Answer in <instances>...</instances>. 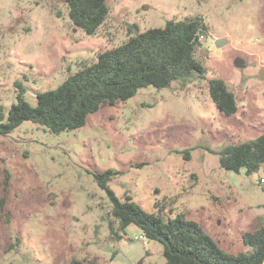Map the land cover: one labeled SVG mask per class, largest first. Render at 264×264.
<instances>
[{
	"label": "rangeland",
	"instance_id": "1",
	"mask_svg": "<svg viewBox=\"0 0 264 264\" xmlns=\"http://www.w3.org/2000/svg\"><path fill=\"white\" fill-rule=\"evenodd\" d=\"M107 3V18L90 35L72 22L65 0H0L6 114L21 87L36 105L38 92L99 52L170 19H202L196 57L206 78L143 87L76 129L53 133L26 120L0 133V264H165L162 243L134 224L120 229L93 175L109 168L119 198L131 195L165 216L183 213L225 250H248L243 233L264 220V164L250 175L227 170L212 149L264 134V0ZM214 77L234 92L236 113L225 115L211 98Z\"/></svg>",
	"mask_w": 264,
	"mask_h": 264
},
{
	"label": "trees",
	"instance_id": "2",
	"mask_svg": "<svg viewBox=\"0 0 264 264\" xmlns=\"http://www.w3.org/2000/svg\"><path fill=\"white\" fill-rule=\"evenodd\" d=\"M65 2L72 22L90 35L97 32L110 12L107 0ZM204 29L202 19L194 17L170 19L164 26L137 32L125 42L99 52L95 61L69 74L56 88L38 92L36 105L26 100L21 87L17 102L7 114L0 105V133L8 134L26 120L53 133L76 129L84 126L88 116L103 104L127 100L143 87L161 89L193 76L205 79L206 68L196 57ZM208 88L222 113L230 116L237 112L236 96L223 79H209ZM212 151L219 155L223 168L236 172L245 168L250 175L264 164V134ZM116 174L112 168L93 173L111 198L120 229L134 224L148 239L162 243L165 264H264V220H258L254 230L243 233L248 250L229 252L198 221L183 213L165 216L161 210H145L131 195L119 198L109 186ZM70 264L81 262L74 259Z\"/></svg>",
	"mask_w": 264,
	"mask_h": 264
}]
</instances>
